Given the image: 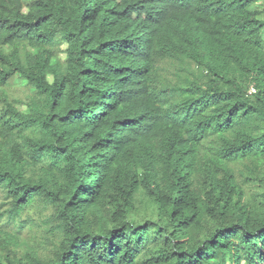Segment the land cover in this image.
I'll list each match as a JSON object with an SVG mask.
<instances>
[{
	"label": "trees",
	"instance_id": "trees-1",
	"mask_svg": "<svg viewBox=\"0 0 264 264\" xmlns=\"http://www.w3.org/2000/svg\"><path fill=\"white\" fill-rule=\"evenodd\" d=\"M0 264H264V0H0Z\"/></svg>",
	"mask_w": 264,
	"mask_h": 264
},
{
	"label": "rangeland",
	"instance_id": "rangeland-1",
	"mask_svg": "<svg viewBox=\"0 0 264 264\" xmlns=\"http://www.w3.org/2000/svg\"><path fill=\"white\" fill-rule=\"evenodd\" d=\"M20 85V84H19ZM15 87V90L16 91H19V89L17 88L18 87V84H14L13 85V88ZM29 212L33 215L34 218H36V209H31L29 210Z\"/></svg>",
	"mask_w": 264,
	"mask_h": 264
},
{
	"label": "built area",
	"instance_id": "built-area-1",
	"mask_svg": "<svg viewBox=\"0 0 264 264\" xmlns=\"http://www.w3.org/2000/svg\"><path fill=\"white\" fill-rule=\"evenodd\" d=\"M254 91V90H253Z\"/></svg>",
	"mask_w": 264,
	"mask_h": 264
}]
</instances>
